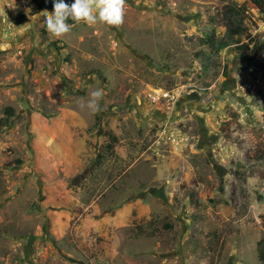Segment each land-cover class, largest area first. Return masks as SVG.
I'll return each mask as SVG.
<instances>
[{
    "label": "rangeland",
    "instance_id": "1",
    "mask_svg": "<svg viewBox=\"0 0 264 264\" xmlns=\"http://www.w3.org/2000/svg\"><path fill=\"white\" fill-rule=\"evenodd\" d=\"M6 3L0 264H264V14L251 0H126L121 26L61 38L30 0ZM234 4L246 33L216 52ZM97 89L93 114L81 105Z\"/></svg>",
    "mask_w": 264,
    "mask_h": 264
},
{
    "label": "clouds",
    "instance_id": "2",
    "mask_svg": "<svg viewBox=\"0 0 264 264\" xmlns=\"http://www.w3.org/2000/svg\"><path fill=\"white\" fill-rule=\"evenodd\" d=\"M5 5H7L6 0H0V12H4ZM125 5L126 0H74L71 4L66 3L65 0H54V10L44 11L46 28L54 37L61 38L80 23L89 26L102 23L119 27L124 22ZM3 47V44H0V50ZM103 96V90L97 89L91 92L87 104L81 107L86 106L91 113L95 114L100 110L99 101Z\"/></svg>",
    "mask_w": 264,
    "mask_h": 264
},
{
    "label": "trees",
    "instance_id": "3",
    "mask_svg": "<svg viewBox=\"0 0 264 264\" xmlns=\"http://www.w3.org/2000/svg\"><path fill=\"white\" fill-rule=\"evenodd\" d=\"M65 2L71 4V0H65ZM251 2L260 10L262 14H264V0H251ZM53 3L54 0H30L29 9L32 15H35L43 10L52 12L54 10ZM224 16L227 19L225 35L218 40H214V37L212 36L209 40V42H212L214 45L216 52L238 44L239 38H237V36L241 37L246 33L243 14H241V7H238L236 4L229 5L226 7ZM69 23L73 22L69 21ZM243 47L241 48L243 49ZM241 52L243 53V51ZM244 55L249 61H253L252 56L247 55L246 52H244ZM113 140L116 142L115 137ZM109 148L112 149V146L110 145ZM257 251L259 260L264 263V235L257 243Z\"/></svg>",
    "mask_w": 264,
    "mask_h": 264
},
{
    "label": "built area",
    "instance_id": "4",
    "mask_svg": "<svg viewBox=\"0 0 264 264\" xmlns=\"http://www.w3.org/2000/svg\"><path fill=\"white\" fill-rule=\"evenodd\" d=\"M150 98L153 101H160L161 98L169 99L171 98V93L170 92H159L158 90H155L153 94L150 95Z\"/></svg>",
    "mask_w": 264,
    "mask_h": 264
}]
</instances>
